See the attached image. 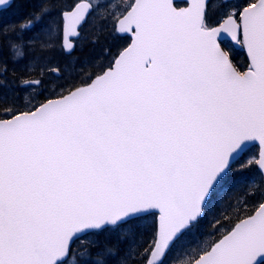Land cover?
<instances>
[{"label": "snow or ice", "instance_id": "1", "mask_svg": "<svg viewBox=\"0 0 264 264\" xmlns=\"http://www.w3.org/2000/svg\"><path fill=\"white\" fill-rule=\"evenodd\" d=\"M212 14L209 0H41L0 25L16 61L32 42L71 55L94 16L131 38L79 82L51 62L20 77L13 95L51 87L26 110L0 63V264H264V0ZM224 191L236 205L204 240Z\"/></svg>", "mask_w": 264, "mask_h": 264}, {"label": "trees", "instance_id": "2", "mask_svg": "<svg viewBox=\"0 0 264 264\" xmlns=\"http://www.w3.org/2000/svg\"><path fill=\"white\" fill-rule=\"evenodd\" d=\"M217 1L219 0H211L210 2V5L213 7L212 15L214 20L218 18L215 14V8L216 5H218ZM40 2L41 0H14L11 7L0 11V25L19 24L23 22L30 12L37 9ZM56 2L59 5H64L78 2V0H56ZM96 2L112 4L116 2L124 3L125 0H96ZM233 2H236V0ZM240 2H243V0H240ZM56 11L58 12L59 8H57ZM100 11L104 15H107L111 9H101ZM35 35V32L28 31L25 33L24 38L27 41ZM129 42L130 39L128 37H123L113 30L111 20L105 23L102 19L94 16L85 25L82 31V38L77 41L75 51H73L71 55H66L60 50L54 52L51 50H42L37 43L32 42L22 49L24 56L16 61L13 59V56L10 55L8 47L5 46L3 49H0V63L7 62V80L9 82L7 102L10 105L19 106L26 110L27 107L35 104L37 100H44L45 97L50 96V86H47L48 90L44 92V95L40 96H37L36 92L30 89L18 91L15 95H13L11 91L18 85L20 77L29 78V74H31V78H38L37 73L42 71L49 62H51L53 66L60 67L62 73L65 74L68 80L79 82V76L83 71L91 72L94 70L93 66L98 69L103 65H107L119 51H122L123 48L129 44ZM73 59L77 61L75 64L76 66L72 65ZM48 79H51V77H48ZM256 152L257 149L253 148L249 155L255 154ZM246 158L247 157H245V159ZM241 171H243V174L246 176L254 174L250 169L241 170L240 162L235 163L233 165V174L240 175ZM236 195L237 192L233 191H224L221 193L219 202L202 222L200 229L197 230V236L203 232L205 235H203L202 239H210L207 233L212 231L211 224L214 221V217L223 213L231 214L232 208L236 205ZM229 205H232V207H229ZM151 223L152 220L150 219L141 222L140 231L144 232V227ZM144 238H147V234H145ZM101 239H103V237H101ZM198 242L200 241H194L191 246L195 247Z\"/></svg>", "mask_w": 264, "mask_h": 264}, {"label": "flooded vegetation", "instance_id": "3", "mask_svg": "<svg viewBox=\"0 0 264 264\" xmlns=\"http://www.w3.org/2000/svg\"><path fill=\"white\" fill-rule=\"evenodd\" d=\"M233 58L234 62L241 68V70L246 68L248 61L242 49H236L233 53Z\"/></svg>", "mask_w": 264, "mask_h": 264}, {"label": "water", "instance_id": "4", "mask_svg": "<svg viewBox=\"0 0 264 264\" xmlns=\"http://www.w3.org/2000/svg\"><path fill=\"white\" fill-rule=\"evenodd\" d=\"M13 2H14V0H11V4H13ZM85 2H87V1H85ZM181 2H182V0H181ZM211 2V0H209V3ZM9 7L7 6V5H5V6H0V11H2V10H6V9H8ZM119 35H121V36H123V37H128L129 39H130V42H131V38H130V35H125V34H120V33H118ZM129 42V43H130ZM238 49V48H237ZM242 51L245 53V56H246V52L242 49ZM73 53V52H72ZM71 53V54H72ZM66 54V53H65ZM66 55H68V54H66ZM246 58H247V56H246Z\"/></svg>", "mask_w": 264, "mask_h": 264}, {"label": "rangeland", "instance_id": "5", "mask_svg": "<svg viewBox=\"0 0 264 264\" xmlns=\"http://www.w3.org/2000/svg\"><path fill=\"white\" fill-rule=\"evenodd\" d=\"M233 1H234V0H233ZM220 3H222V0H221V1H220V0L217 1V4H220ZM76 62H77L76 59H73V63H72V65H73V66H76V65H75ZM148 219L153 220V218H148Z\"/></svg>", "mask_w": 264, "mask_h": 264}]
</instances>
